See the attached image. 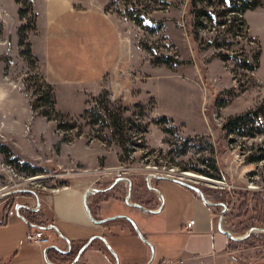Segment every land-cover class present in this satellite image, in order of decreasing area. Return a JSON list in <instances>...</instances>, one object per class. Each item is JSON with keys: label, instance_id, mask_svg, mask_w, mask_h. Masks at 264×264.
<instances>
[{"label": "rangeland", "instance_id": "rangeland-1", "mask_svg": "<svg viewBox=\"0 0 264 264\" xmlns=\"http://www.w3.org/2000/svg\"><path fill=\"white\" fill-rule=\"evenodd\" d=\"M30 1L0 0V144L7 148L0 200L92 172H108L100 186L124 177L114 192L124 196L128 179L141 193L143 177L155 173L182 176L209 198L208 190L225 191L231 209L224 221L234 235L259 227L253 208L239 216L238 198L261 192L247 188L257 171L264 186V6L227 13L229 0H86L116 24L125 42L121 63L95 84H53L32 50L39 13L44 18L51 2ZM250 110L257 112L251 123L225 128ZM110 115L122 116L120 128ZM209 178L236 187L214 188ZM262 233L235 241V254L264 263V237L255 235Z\"/></svg>", "mask_w": 264, "mask_h": 264}, {"label": "crops", "instance_id": "crops-1", "mask_svg": "<svg viewBox=\"0 0 264 264\" xmlns=\"http://www.w3.org/2000/svg\"><path fill=\"white\" fill-rule=\"evenodd\" d=\"M49 2L44 18L39 13L32 39L33 53L46 66L49 82L95 84L114 72L125 51L114 21L86 0ZM107 173H83L66 185L35 191L37 196L17 193L9 198L13 201L7 209L9 199L0 200V264H264L246 262L228 249L231 238L218 227L221 210L205 203L199 193L159 176L148 183L145 175L141 193L129 179L127 203V194H114L123 180L110 189L99 185ZM90 188L103 189L88 196L95 219L127 216L145 239L124 217L94 222L84 203ZM192 219L195 224L189 229ZM49 225L58 229H47ZM39 229L50 236L44 247L26 239L30 230ZM98 235L106 238L116 255ZM103 244L113 258L102 250ZM50 246L55 248L47 250Z\"/></svg>", "mask_w": 264, "mask_h": 264}, {"label": "trees", "instance_id": "trees-1", "mask_svg": "<svg viewBox=\"0 0 264 264\" xmlns=\"http://www.w3.org/2000/svg\"><path fill=\"white\" fill-rule=\"evenodd\" d=\"M16 1L18 3H22L23 5H26L29 7L32 6V2L30 0H16ZM229 2L233 3V5L229 9H227V13L228 12L243 13L249 9H255L257 7H263L264 6V0H229ZM21 13L23 14L24 10H21ZM233 15H236V14H233ZM234 18H235V20L242 22V24H245V19L243 18V16H241V17L234 16ZM223 24H226V23L223 22ZM29 52H31V46H29ZM50 98H52L51 95H50ZM53 104H54V102L52 100V105ZM256 113H257L256 111L250 110L244 114L231 117L230 120L224 126H225V128L231 129L232 127H240L242 125H248L249 123L252 122V116L257 115ZM111 119H113V122H114L112 124V127L115 129L120 128V123L121 124L123 123L122 116H118V118H114L113 116H111ZM116 120H118V122ZM160 120L166 121V122L169 121L167 116L162 117ZM4 145L0 146V153H2L4 151V149H7ZM124 148H125V146H124ZM125 151H126V148H125ZM211 168L218 171V168L215 165V163L212 164ZM199 170L202 171L203 173L207 174V175L208 174L211 175L210 172H208V170L206 168H200ZM211 177H214V176H211ZM218 177H220V176H218ZM110 184H111V181H107V182H105L104 187H107ZM208 191L210 193V199H212L213 201L223 202L226 205L229 204V197L225 191H222V190H208ZM105 196H109V193H106ZM238 200H239V216L240 215L241 216L247 215L249 212V209L253 208L254 212L256 213V221L258 222V226L264 228V193H262V192H251V191L241 192L239 194ZM12 201H13L12 199L8 201L9 203H7L6 209L9 207V205L12 203ZM255 235H257V236L260 235V237H264L263 233L262 234H255ZM235 243L236 242L231 239L229 241L228 249L229 250L236 249L237 244H235ZM102 250H104L105 253L109 254L111 256V258H113V255L108 251V249L106 248V246L104 244L102 245Z\"/></svg>", "mask_w": 264, "mask_h": 264}, {"label": "water", "instance_id": "water-1", "mask_svg": "<svg viewBox=\"0 0 264 264\" xmlns=\"http://www.w3.org/2000/svg\"><path fill=\"white\" fill-rule=\"evenodd\" d=\"M154 176H159V177H161V178H163V179L172 180V181H174V182H177V183H179V184H182V185H184V186L190 188L191 190H193V191L199 193V195L201 196L202 200H203L205 203L209 204V205H214V206H215V205H221V206H223V207H226V204L223 203V202H213V201L209 200V199L206 197L205 193L202 191V189H201L199 186H197L196 184H193L192 182H189V181L185 180L184 177H182V176L175 177V176H173V175H164V174H155V173H151V174H149V175L147 176V181H148V183H150V178H151V177H154ZM123 179H124V177L118 176V178H116V179L114 180V182H113L110 186H108V188H106V189L113 188V187H114L119 181H121V180H123ZM128 180H129V179H128ZM129 182H130V180H129ZM149 185H150V184H149ZM131 190H132V188H131V182H130L129 191H128V194H127V196H126V201H127V203H130L129 198H130V196H131ZM22 191H27V192H31V193H34V194H35V192L32 191V190H16V192H22ZM100 191H103V189H92V188H90V189H88V190L86 191L85 196H84L85 208H86L88 214L91 216L92 220H93L94 222H96L97 224H103V223H105V222H108V221H111V220H114V219H118V218L124 217V218L128 219V220L133 224V226H134L135 229L137 230L139 236L144 240L145 238H144V236L141 234L140 230L137 228V225L135 224V222H134L133 220H131L129 217H127V216L116 215V216H112V217H109V218H102V219H95V218L92 216V214H91V210H90V207H89V204H88V196L91 195L93 192H100ZM35 195H36V194H35ZM36 196H37V195H36ZM133 205H134V204H133ZM135 206H138V207H140V208L145 209V208H144L141 204H139V203H135ZM224 216H225V215H224V212L222 211V212H221V215H220V217H219L218 227H219V230H220L221 232H223L225 235H227V236H228L229 238H231L232 240L239 241V240H241V239H245V238H247V237H249V236L251 235V233L254 231V229H258V230L264 232V228H263V227H253V228H251V229H250L245 235H243V236H237V235H234L232 231H230V230H228V229H225V228L223 227ZM46 228H47V229H52V228H53V229H56V230L58 229L55 225H49V226L46 227ZM95 237L101 238V239L105 242V245L107 246V248L109 249V251H110L112 254L116 255V253H115V251L113 250L112 246L109 244V242L106 240L105 237H103V236H99V235H98V236H95ZM51 248H55V246H50V247H48L47 250H49V249H51ZM83 248H84V247H83ZM83 248H82V249H83ZM47 250H46V252H47ZM80 253H81V252H80ZM118 261H119V260H118Z\"/></svg>", "mask_w": 264, "mask_h": 264}, {"label": "built area", "instance_id": "built-area-1", "mask_svg": "<svg viewBox=\"0 0 264 264\" xmlns=\"http://www.w3.org/2000/svg\"><path fill=\"white\" fill-rule=\"evenodd\" d=\"M239 158H241V154L240 153H236L235 154V161H237ZM251 162H253V161H251ZM261 163V162H260ZM258 173V171L256 172V173H254V174H252L249 178L251 179V180H249L248 182H250L249 183V185L247 186V188L249 189H258V190H260L261 192L262 191H264V186H263V184H262V182H261V184H258L257 183V180H258V177H259V174H257ZM209 181H211L212 182V186L214 187V188H220V189H226V190H228V191H230V192H232V188H235L236 186H234L233 184H230V182H228L227 180H223V178H209ZM237 188H239V187H237ZM243 188V187H242ZM229 192V193H230ZM231 194V193H230ZM206 197L209 199V197L206 195ZM230 206H228V205H226V207H223L222 206V210H221V212L223 211L224 212V215L225 214H227V212H229L230 211ZM224 218H225V216H224ZM194 224H195V220L194 219H192V220H190V221H188V223H187V227L190 229V228H193V226H194ZM223 227L225 228V229H228V230H230L229 229V227H227L226 225H225V221L223 220ZM26 239L29 241V242H31V243H33V244H36V245H38V246H41V247H44V246H46V245H48L49 243H50V236H49V234H47L46 233V231L45 230H43V229H39V230H30L27 234H26ZM181 262H182V260H181Z\"/></svg>", "mask_w": 264, "mask_h": 264}, {"label": "bare ground", "instance_id": "bare-ground-1", "mask_svg": "<svg viewBox=\"0 0 264 264\" xmlns=\"http://www.w3.org/2000/svg\"><path fill=\"white\" fill-rule=\"evenodd\" d=\"M185 176H188V177H191V178H198V179L200 178V179H203L201 176H198V175H195V174H191V173H187V174H185Z\"/></svg>", "mask_w": 264, "mask_h": 264}]
</instances>
